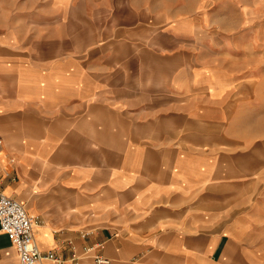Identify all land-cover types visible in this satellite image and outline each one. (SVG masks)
Masks as SVG:
<instances>
[{"label":"crops","instance_id":"crops-1","mask_svg":"<svg viewBox=\"0 0 264 264\" xmlns=\"http://www.w3.org/2000/svg\"><path fill=\"white\" fill-rule=\"evenodd\" d=\"M154 9L0 0V195L64 264H264V176L184 131L233 109V73L134 40L167 33ZM0 264H19L2 232Z\"/></svg>","mask_w":264,"mask_h":264},{"label":"rangeland","instance_id":"rangeland-1","mask_svg":"<svg viewBox=\"0 0 264 264\" xmlns=\"http://www.w3.org/2000/svg\"><path fill=\"white\" fill-rule=\"evenodd\" d=\"M152 2L165 15L167 33L132 34L137 42L174 43V56L187 62L210 61L217 69L233 73L229 89L233 109H217L214 122L193 125L185 133L213 137L226 145L234 169L248 163L249 174L264 176V0H133ZM117 7L118 3H115ZM158 6V7H157ZM109 18L105 20L108 21ZM111 20V19H109ZM118 21L128 23V16ZM102 24V22L100 23ZM111 24V21L108 23ZM165 31V32H166ZM172 31H179L178 35ZM182 31V32H181ZM177 35V36H176ZM178 42V46L176 45ZM180 45V46H179ZM177 54V55H176ZM214 61V62H213ZM226 99L222 98L224 102ZM216 110V109H215ZM152 116V115H150ZM200 119L202 122L212 121ZM208 127V125H210ZM1 141V138H0ZM220 143V142H218ZM228 151V152H227ZM259 177V176H258ZM257 177V178H258ZM245 178V181L251 180ZM234 185L241 179H233ZM264 185V182H263Z\"/></svg>","mask_w":264,"mask_h":264},{"label":"built area","instance_id":"built-area-1","mask_svg":"<svg viewBox=\"0 0 264 264\" xmlns=\"http://www.w3.org/2000/svg\"><path fill=\"white\" fill-rule=\"evenodd\" d=\"M36 224L37 222L28 216L19 202L0 195V232L7 236L15 248L19 264H64V261L54 253L40 252L33 237ZM91 250L92 248L85 249L86 252ZM92 264H111V261L96 255L92 259Z\"/></svg>","mask_w":264,"mask_h":264}]
</instances>
